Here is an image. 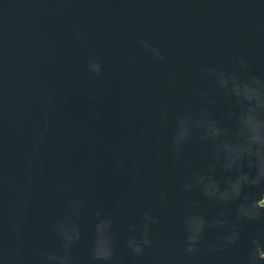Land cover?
I'll list each match as a JSON object with an SVG mask.
<instances>
[{
	"label": "water",
	"instance_id": "95a60500",
	"mask_svg": "<svg viewBox=\"0 0 264 264\" xmlns=\"http://www.w3.org/2000/svg\"><path fill=\"white\" fill-rule=\"evenodd\" d=\"M264 0H0V264H264Z\"/></svg>",
	"mask_w": 264,
	"mask_h": 264
},
{
	"label": "built area",
	"instance_id": "2783aa9c",
	"mask_svg": "<svg viewBox=\"0 0 264 264\" xmlns=\"http://www.w3.org/2000/svg\"><path fill=\"white\" fill-rule=\"evenodd\" d=\"M261 204L264 205V197H263V199L261 200Z\"/></svg>",
	"mask_w": 264,
	"mask_h": 264
}]
</instances>
